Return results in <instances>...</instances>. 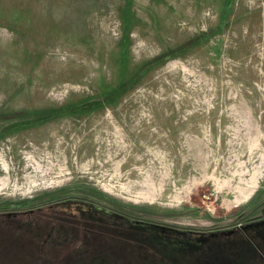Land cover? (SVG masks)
Returning <instances> with one entry per match:
<instances>
[{
	"label": "rangeland",
	"instance_id": "1",
	"mask_svg": "<svg viewBox=\"0 0 264 264\" xmlns=\"http://www.w3.org/2000/svg\"><path fill=\"white\" fill-rule=\"evenodd\" d=\"M167 51L111 101L33 121ZM78 210L147 237L109 241L106 264H133L149 237L188 264L184 249L221 244L194 231L264 216V0H0V246Z\"/></svg>",
	"mask_w": 264,
	"mask_h": 264
},
{
	"label": "flooded vegetation",
	"instance_id": "2",
	"mask_svg": "<svg viewBox=\"0 0 264 264\" xmlns=\"http://www.w3.org/2000/svg\"><path fill=\"white\" fill-rule=\"evenodd\" d=\"M73 204V206L78 207L81 205V201H73L70 202ZM69 203V204H70ZM63 211L64 208H62ZM91 211V210H90ZM79 213H73L71 212L67 216L61 220H67L65 222L66 224H63V226H59L56 228L57 232H48L43 236L44 232H41L40 229H46L50 228L47 226H39L36 225L35 231L33 235H35V240L38 238H42V241L45 246H40V253L48 255V257L53 258V261L55 264L57 263L55 260V256H61L60 261L62 264H86L85 258L87 255H92L94 258H97L98 261L96 263L92 264H106L105 258L108 257L109 254V247H108V240L111 241L116 239V236L122 235L124 237L129 238V244L133 247L136 245V237H141L143 240H147V237L132 234L129 235V232L125 231H119L117 229H113L114 227L111 226H104L100 225L98 222V216H89L87 210H78ZM117 217L123 218L124 216L118 215ZM58 218V217H56ZM264 219V216L254 217L246 219L245 221L239 223L238 225H235L231 228L227 229H234V232L231 235H223V236H214L212 235L213 232L208 233L203 231H194L195 235L198 237V240L201 242L206 239H212V240H221V244L218 246H215L209 254L202 253H195L193 252V248L184 249V257L190 258L188 264H204L201 260L195 259V257H200L201 255L205 256L207 255L209 260L211 261L210 264H230V260L226 259L225 253L230 251V244H234L235 247L241 251V244H248L251 246L252 252L251 254L247 255V257H251L248 261V264H264V223L261 225H250L247 227H244L246 224L254 221H259ZM42 227V228H40ZM73 229V230H69ZM94 228H107L106 233H108L106 236H104L103 231L93 230ZM82 229V230H81ZM108 229H112L111 231ZM69 230V231H68ZM116 235V236H114ZM83 237V240L80 238ZM82 241L81 243H79ZM212 241H209L207 247L212 246L210 244ZM153 243L152 239L149 237V245ZM219 243V242H214ZM33 244V246H31ZM35 244L40 245V241L31 242V244H26L29 246H26V248H23V252L25 255L31 256L30 259H27L26 264H33L37 262V255H40L38 253L39 248L35 246ZM67 244V246H65ZM216 245V244H214ZM239 245V246H238ZM206 247V248H207ZM198 254V255H196ZM70 257H69V256ZM100 255V256H99ZM68 258V259H63ZM135 258V257H134ZM49 259V258H48ZM64 260V261H62ZM94 261V260H93ZM40 264H45L44 262ZM50 264V263H49ZM127 264V263H122ZM131 264V263H130Z\"/></svg>",
	"mask_w": 264,
	"mask_h": 264
},
{
	"label": "trees",
	"instance_id": "3",
	"mask_svg": "<svg viewBox=\"0 0 264 264\" xmlns=\"http://www.w3.org/2000/svg\"><path fill=\"white\" fill-rule=\"evenodd\" d=\"M184 46H180L179 48H183ZM174 53V51H167L164 54H161L157 57H155L154 59L144 63L127 81L123 82L121 85H119L115 90L111 91L110 93H108L105 97L98 99V100H94V101H86L83 102L81 104H77V105H71L68 106L67 108L63 109V110H59L56 112H51V113H47L46 115H42L39 118L34 119L33 121H40L46 118H50V117H55L58 116L60 114L63 113H67V112H77L80 110H87V109H91L97 105L103 104L105 102H109L112 99H114L121 91H123L124 88H126L129 84L130 81H134L138 78V76H140V74L145 71L146 69H148L149 67L159 63L160 61H163L165 59H167L168 57H170V55H172ZM32 121H24V122H20V123H16L12 125V128H18V127H22L27 125L28 123H31ZM19 203H11V205H18ZM42 228V227H40ZM49 229V228H46ZM170 229H174V231H181L179 229H175V228H170ZM42 230V229H40ZM93 230H100L103 231L104 236H106L108 233H106L107 228H94ZM111 231V229H108ZM13 236V235H12ZM11 237H7L5 239V241L3 242V246H0V264H3V255L7 252L8 254H10V257L12 258L11 260L13 262H15V256L18 257L21 260L20 264H24L27 261V258L31 256L25 255L24 252L22 251L23 248H26V244H24V238L23 240L21 239H16V240H11ZM116 236V235H114ZM117 239H124V236L122 235H118L116 236ZM127 239H129L128 237H125ZM41 238H38L36 240H34V242L36 241H40ZM137 239V237H136ZM111 241L110 239L108 240V242ZM113 241V240H112ZM173 241V240H172ZM38 244H35V246H37ZM33 246V245H31ZM40 245H38L37 247L39 248L38 253H40ZM181 243L177 242V240H175V242L172 243H167L165 245H161L159 243H157L156 241L149 245L148 248L144 249V251L140 248H137V252L135 257V261L133 262V264H165V261L168 260H174L176 258L179 257V252H177L176 250L181 249ZM231 248L230 251H228L227 253H225L226 259L230 260V264H248V261L250 260L251 257H247V255L251 254L252 249L251 246L244 243L241 244V251L239 252V250L235 247L234 244H230ZM239 246V245H238ZM181 251V250H179ZM69 256V255H68ZM100 256V255H99ZM70 257V256H69ZM50 258V257H49ZM50 262H48V255L42 254L40 253V255H37V260L39 261V263L44 262L45 264H49L52 263L53 258H50ZM63 259H68V258H63ZM94 260V261H93ZM64 261V260H62ZM98 261L97 258H94L92 255H87L85 258L86 264H92V263H96ZM117 262V261H116ZM122 263H127L129 264V262L126 259H119V264ZM224 264V263H223Z\"/></svg>",
	"mask_w": 264,
	"mask_h": 264
},
{
	"label": "water",
	"instance_id": "4",
	"mask_svg": "<svg viewBox=\"0 0 264 264\" xmlns=\"http://www.w3.org/2000/svg\"><path fill=\"white\" fill-rule=\"evenodd\" d=\"M264 223V219L259 221H254L246 224L244 227L250 226V225H261ZM234 232V229H220L212 233L214 236H223V235H231Z\"/></svg>",
	"mask_w": 264,
	"mask_h": 264
},
{
	"label": "bare ground",
	"instance_id": "5",
	"mask_svg": "<svg viewBox=\"0 0 264 264\" xmlns=\"http://www.w3.org/2000/svg\"><path fill=\"white\" fill-rule=\"evenodd\" d=\"M259 174V173H258Z\"/></svg>",
	"mask_w": 264,
	"mask_h": 264
}]
</instances>
